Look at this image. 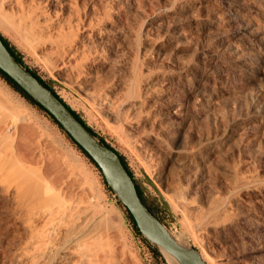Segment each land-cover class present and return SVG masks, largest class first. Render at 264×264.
<instances>
[{
    "label": "rangeland",
    "instance_id": "rangeland-1",
    "mask_svg": "<svg viewBox=\"0 0 264 264\" xmlns=\"http://www.w3.org/2000/svg\"><path fill=\"white\" fill-rule=\"evenodd\" d=\"M23 2L0 0V32L175 239L207 264H264V0ZM104 179L0 76V264H148Z\"/></svg>",
    "mask_w": 264,
    "mask_h": 264
},
{
    "label": "water",
    "instance_id": "water-1",
    "mask_svg": "<svg viewBox=\"0 0 264 264\" xmlns=\"http://www.w3.org/2000/svg\"><path fill=\"white\" fill-rule=\"evenodd\" d=\"M0 69L53 115L65 131L91 156L100 167L106 182L128 208L140 232L159 253L164 256L163 250L170 252L178 259L179 264H207L196 248L177 241L161 220L142 202L135 181L115 149L111 145L103 144L97 133L88 130L72 113L73 108L62 97L41 83L23 63L18 62L1 38Z\"/></svg>",
    "mask_w": 264,
    "mask_h": 264
},
{
    "label": "trees",
    "instance_id": "trees-1",
    "mask_svg": "<svg viewBox=\"0 0 264 264\" xmlns=\"http://www.w3.org/2000/svg\"><path fill=\"white\" fill-rule=\"evenodd\" d=\"M0 38L2 39V41L4 42V44L6 45V47L8 48V50L10 51V53L14 56V58L20 62V63H23L24 64V61L19 53V51L16 49V47L11 44V42L0 32ZM25 65V64H24ZM25 67L30 71L32 72L38 79L41 83H43L45 86L49 87L55 94V90L48 84L46 83L34 70H32L31 68H29L27 65H25ZM0 76L13 88L15 89L16 91H18L23 97H25L28 101H30L32 104H34L37 108H39L41 111H43L55 124H57L59 126V128L67 135V137L72 141V143L83 153L85 154V156H87L89 158V160L99 169L100 172L101 169L100 167L97 165V163L91 158V156L71 137V135L69 133H67L65 131V129L62 127V125L53 117V115H51L42 105H40L39 103H37L36 101H34L29 95L28 93H26L10 76H8L5 72H3L1 69H0ZM58 96V94H56ZM69 109L70 106H68ZM72 113L87 127L88 130H90L91 132L95 133L96 132L90 127L87 125V123L85 122V120H83L80 115L74 110V109H71ZM100 140L103 144L107 145V146H110L109 143H107L102 137H100ZM112 147V146H111ZM114 149V148H113ZM116 153L121 157L122 159V162L125 166V168L127 169L128 173L131 175V177L133 178V180L135 181V186H136V189H137V192L142 200V202L148 207V209L151 211L152 214H154L155 216L156 213L152 210V207L150 206L149 202L147 201V199H145V197L143 196V187L136 182L131 170L129 169L127 163L124 161V158L123 156L115 149ZM105 180V179H104ZM106 183V181H105ZM107 184V183H106ZM110 189V187H108ZM127 212H128V215H129V218L131 219L132 223H133V226L134 228L136 229V231L140 232L137 225H136V222L133 218V216L131 215V213L129 212L128 208L125 207ZM158 217V216H157ZM159 218V217H158ZM154 253L156 255L159 254V252L156 250V248L153 249Z\"/></svg>",
    "mask_w": 264,
    "mask_h": 264
},
{
    "label": "bare ground",
    "instance_id": "bare-ground-1",
    "mask_svg": "<svg viewBox=\"0 0 264 264\" xmlns=\"http://www.w3.org/2000/svg\"><path fill=\"white\" fill-rule=\"evenodd\" d=\"M24 0H5V2L7 3H10V4H14V5H18V7L20 8V10H21V12L22 11H24L25 10V2H23ZM7 3V4H8ZM37 17V16H36ZM35 17V18H36ZM35 23V22H34ZM80 23V22H79ZM83 23V22H82ZM77 25H79V24H77ZM53 26V24L51 25V26H49L48 25V27H52ZM80 27H81V25H79ZM48 30V29H47ZM68 54V53H67ZM66 54V55H67ZM237 53H234V55H236ZM69 55H71L70 54V51H69ZM63 58V57H62ZM64 59V58H63ZM63 59L61 60V63H62V61H63ZM12 110V109H11ZM10 109H9V111L8 112H10L8 115H10L11 113H12V115H14V113H16V112H12ZM16 115V114H15ZM25 153H27L26 152V150H25ZM30 153H32V152H28V154H30ZM27 154V155H28ZM26 155V154H25ZM31 155H33V153L32 154H30V156L28 155V157L27 158H31L32 159V157H31ZM26 157V156H25ZM35 156H33V158H34ZM30 159V160H31ZM27 160V159H26ZM29 161V160H28ZM26 169V168H25ZM26 171H27V169H26ZM26 180V179H25ZM34 181V180H33ZM26 183H27V181H25ZM31 183H32V181H31ZM33 184H35V183H33ZM36 185V184H35ZM35 185H33V186H35ZM44 185V184H43ZM43 185H40V187L39 188H41V187H43ZM46 185V184H45ZM38 186V185H37ZM45 187V186H44ZM47 188H48V186H47ZM34 189V188H33ZM32 190V189H31ZM47 191H48V189H46ZM33 191V190H32ZM35 191V190H34ZM37 191V190H36ZM39 191V190H38ZM165 255H166V258H167V260H168V262H169V264H179L178 263V259L175 257V256H173V255H170V254H167V253H165ZM203 258L205 259V260H209V259H211V257H210V255H208V253L207 252H204V256H203ZM211 262V261H210Z\"/></svg>",
    "mask_w": 264,
    "mask_h": 264
},
{
    "label": "built area",
    "instance_id": "built-area-1",
    "mask_svg": "<svg viewBox=\"0 0 264 264\" xmlns=\"http://www.w3.org/2000/svg\"><path fill=\"white\" fill-rule=\"evenodd\" d=\"M139 249L140 251H142L143 259L147 261L148 264L154 263L157 255L154 253L152 248L147 245V243L143 241H139ZM161 264H164V263L161 261Z\"/></svg>",
    "mask_w": 264,
    "mask_h": 264
}]
</instances>
